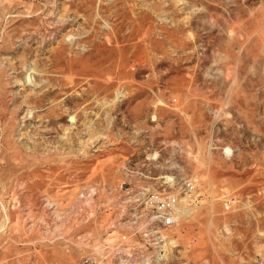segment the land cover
Returning <instances> with one entry per match:
<instances>
[{"label": "rangeland", "instance_id": "obj_1", "mask_svg": "<svg viewBox=\"0 0 264 264\" xmlns=\"http://www.w3.org/2000/svg\"><path fill=\"white\" fill-rule=\"evenodd\" d=\"M0 264H264V0H0Z\"/></svg>", "mask_w": 264, "mask_h": 264}, {"label": "built area", "instance_id": "obj_2", "mask_svg": "<svg viewBox=\"0 0 264 264\" xmlns=\"http://www.w3.org/2000/svg\"><path fill=\"white\" fill-rule=\"evenodd\" d=\"M194 189L192 180H183L181 190L184 193ZM146 203L159 214L162 224L171 225L176 218V206L178 205V195L170 190H152L146 194ZM226 206H228L226 204Z\"/></svg>", "mask_w": 264, "mask_h": 264}, {"label": "bare ground", "instance_id": "obj_3", "mask_svg": "<svg viewBox=\"0 0 264 264\" xmlns=\"http://www.w3.org/2000/svg\"><path fill=\"white\" fill-rule=\"evenodd\" d=\"M188 193V192H187ZM177 213V212H176Z\"/></svg>", "mask_w": 264, "mask_h": 264}]
</instances>
